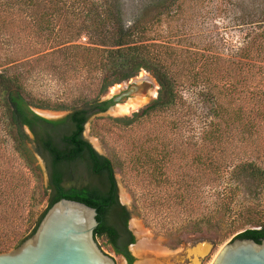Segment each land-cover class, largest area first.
<instances>
[{
  "label": "rangeland",
  "instance_id": "obj_1",
  "mask_svg": "<svg viewBox=\"0 0 264 264\" xmlns=\"http://www.w3.org/2000/svg\"><path fill=\"white\" fill-rule=\"evenodd\" d=\"M152 1L120 0L123 22H131ZM173 1V9L162 13L157 24L152 23L153 18L149 19L154 16L153 13L143 19L149 29L148 35L156 36L160 42L199 52L208 56L207 60L215 56L231 61L242 57L240 61L244 64L264 66V51L253 53L250 60L245 59V45L254 37L264 39V23L256 22L262 0ZM21 3L19 0H0V63L3 64L0 71L19 74L23 96L32 111L61 119L90 100H109L129 82L149 84L146 93L151 92L152 95L145 98L144 104L129 113L118 110L127 101L107 108V111L95 114L86 121L82 134L113 166L117 198L129 212L128 230L134 237V243L129 247L132 264H210L223 244L245 229L256 228L244 224L236 216L244 212L245 205L264 216V190L258 196L242 190L236 193L229 209L230 217L215 212L209 222L200 224L199 233L191 230L197 222H189V218L193 220L195 214L187 216L180 206L172 208V204L166 201L168 194L178 189L182 175L188 171V162L196 157L204 158L205 151L209 150L203 147L199 139L186 141L184 137L190 127L189 132L194 131L198 137L197 132L207 116L203 107L193 101V89L182 91L193 106L187 111L183 106L177 107L174 111L166 110L123 125L118 120L130 118L132 113L156 97L158 86L152 76L140 70L135 77L101 90L98 74H87L63 55H55L52 46L56 27L50 26L53 30L48 34L43 22L39 21L40 12ZM51 22L53 24L54 19ZM85 42V36L77 40L80 44ZM234 75L229 73V76H233L232 80ZM236 78L243 90L247 89V93L238 101L249 110L255 103L249 92L258 89L264 93V69H250L244 65ZM176 114L185 120L191 118V126H187V121L184 126L177 125L173 130L171 122ZM179 133L182 138L174 139ZM252 136L254 139L245 144L233 139L229 145H223V149L220 147L216 152L210 150L211 155L223 161V164L255 158L264 165V127ZM0 138V242H11L9 251L14 242L30 232L36 218L46 208L47 174L44 162L36 155L28 164V158L14 150L15 145L2 124ZM25 148L31 150L29 144ZM147 149L150 157L156 161L164 157L162 154L166 150L164 160L159 163L162 166L160 180H163L160 185L150 181L149 168L133 160L135 154ZM207 202L211 207L213 196L207 197ZM210 209L214 210L213 207ZM231 218H235V221ZM95 242L115 264H126L101 239H95Z\"/></svg>",
  "mask_w": 264,
  "mask_h": 264
},
{
  "label": "trees",
  "instance_id": "obj_2",
  "mask_svg": "<svg viewBox=\"0 0 264 264\" xmlns=\"http://www.w3.org/2000/svg\"><path fill=\"white\" fill-rule=\"evenodd\" d=\"M19 1H22V6L40 12L39 21L43 22L48 34L53 30L50 26L56 27L52 46L55 55H63L87 74H98L101 90L135 77L140 70L152 76L158 86L156 97L132 113L130 118L118 120L123 125L166 110L174 111L177 107L183 106L187 111L193 106L182 91L193 89V101L203 107L207 116L197 132L198 137L193 130V133L189 132L191 127L184 137L186 141L199 139L203 147L209 150L205 151L204 158L196 157L188 162V171L183 173L178 189L168 194L166 199L172 208L180 206L187 216L195 214L193 220L189 218V222H197L191 230L199 233L200 224L209 222L215 212L230 217L229 209L236 193L241 190L257 196L263 192L262 163L249 158L223 164V161L214 159L210 150L216 152L220 147L223 149V145H229L233 139L248 143L254 139L253 133L264 127V93L258 89L250 91L255 103L247 110L238 101L247 93V89L243 90L236 78L244 65L256 70L264 69V66L244 64L240 61L242 57L231 61L215 56L207 60L208 56L199 52L181 48L177 44L160 42L156 36L148 35L149 29L143 19L153 13L154 16L149 19L153 18L152 23L157 24L162 13L173 9V0L150 2L128 24L122 20L120 0ZM257 19L256 22L264 23V0L260 3ZM84 36L86 42L77 43ZM245 47V59L250 60L253 53L264 51V39L254 37ZM225 62L228 66H225ZM225 69L227 76L224 74ZM230 72L235 74L234 80L233 76H229ZM109 104L110 100L93 99L72 109L61 119L45 120L31 111L23 96L19 74L0 71V124L15 145L14 150L28 158V164L29 160H33V155L39 156L47 174L46 208L38 215L30 232L12 244V249L31 234L51 204L59 199H67L94 208L97 213L94 240L101 239L126 264H132L133 258L127 247L134 243V237L127 228L129 212L117 199L113 166L82 137L86 121L95 114L105 112ZM175 116L171 122L173 130L177 125L184 126L185 122H192L191 118L185 120L179 114ZM187 126H191V123ZM176 137L182 138V135L179 133L174 139ZM26 144L31 146V150L25 148ZM165 154L166 150L162 154L164 157L156 161L150 157L147 149L135 154L133 159L138 165L150 169L149 179L155 185L163 181L160 180L162 166L159 163L164 160ZM212 196L211 207L214 210L210 211L207 197ZM244 208V212L236 217H240L239 221L244 224L256 228L245 229L232 239H251L259 243L264 239V216L253 212L252 207L245 205ZM231 220L235 221V218ZM10 243L2 240L0 253L7 251Z\"/></svg>",
  "mask_w": 264,
  "mask_h": 264
},
{
  "label": "water",
  "instance_id": "obj_3",
  "mask_svg": "<svg viewBox=\"0 0 264 264\" xmlns=\"http://www.w3.org/2000/svg\"><path fill=\"white\" fill-rule=\"evenodd\" d=\"M149 88L145 82H129L109 99L108 109L130 98L145 96ZM32 112L45 120H56L49 115ZM86 141L98 153L91 142ZM96 214L94 208L77 201L57 200L46 209L25 240L0 253V264H115L93 238V230L97 226ZM132 245L127 247L128 251ZM210 264H264V239L259 243L251 239H232L219 248Z\"/></svg>",
  "mask_w": 264,
  "mask_h": 264
},
{
  "label": "bare ground",
  "instance_id": "obj_4",
  "mask_svg": "<svg viewBox=\"0 0 264 264\" xmlns=\"http://www.w3.org/2000/svg\"><path fill=\"white\" fill-rule=\"evenodd\" d=\"M151 93V92H150ZM147 95V94H146ZM146 95L145 96H141V97H134V98H130V99H128V100H126L125 102H123V103H125V104H123V105H120L119 107H118V110L119 111H121V112H124V113H126V112H128V111H130V110H134V109H137L141 104H144L145 102H146V99L145 98H147L146 97ZM150 95H152V93L150 94ZM150 95H148V97L150 96ZM129 113V112H128ZM92 144V143H91ZM92 146L95 148V146L92 144Z\"/></svg>",
  "mask_w": 264,
  "mask_h": 264
},
{
  "label": "flooded vegetation",
  "instance_id": "obj_5",
  "mask_svg": "<svg viewBox=\"0 0 264 264\" xmlns=\"http://www.w3.org/2000/svg\"><path fill=\"white\" fill-rule=\"evenodd\" d=\"M150 94H151V93H148V94L146 95V97H148V95H150ZM109 106H110V104H109ZM109 106H108V107H109ZM108 107H107V108H108ZM106 110H107V109H106ZM38 157H39V156H38ZM40 159H41V158H40ZM41 160H42V159H41ZM127 223H128V222H127Z\"/></svg>",
  "mask_w": 264,
  "mask_h": 264
}]
</instances>
